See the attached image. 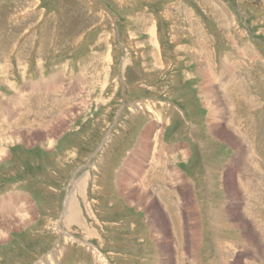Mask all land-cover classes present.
Instances as JSON below:
<instances>
[{
  "label": "rangeland",
  "instance_id": "1",
  "mask_svg": "<svg viewBox=\"0 0 264 264\" xmlns=\"http://www.w3.org/2000/svg\"><path fill=\"white\" fill-rule=\"evenodd\" d=\"M226 58L255 101L238 110L254 141L243 171L233 157L229 104L219 108L230 125L220 117L211 129L209 121L208 106H218L207 88L215 77L225 88L234 80ZM0 85V108L8 113L1 120L24 119L18 125L27 142L0 161V218L25 195L36 211L28 226L9 228L0 264H103L101 257L181 264L179 250L184 257L189 251L183 263L193 264L195 249L200 264H264V0H0ZM51 122L53 148L43 134ZM149 128L177 147L176 159L175 151L167 156L182 175L174 182L166 173V183L133 179L143 201L135 204L136 193L127 190L130 204L117 182L125 181L121 171L135 173L132 159ZM149 159L138 158V173L165 177V163ZM240 180L251 190H239ZM158 187L179 202L185 189L183 249ZM195 205L192 220L187 207ZM188 220L201 240L188 236Z\"/></svg>",
  "mask_w": 264,
  "mask_h": 264
},
{
  "label": "bare ground",
  "instance_id": "2",
  "mask_svg": "<svg viewBox=\"0 0 264 264\" xmlns=\"http://www.w3.org/2000/svg\"><path fill=\"white\" fill-rule=\"evenodd\" d=\"M247 46V45H246ZM244 48V47H243ZM206 58L207 59H209L210 58V55H206ZM106 68V67H105ZM216 69V68H215ZM227 70V69H226ZM234 67H233V70L231 69V70H229V71H232V73L234 72ZM228 74V75H231V78L232 77H234V79H235V75H234V73L233 74ZM227 75V76H228ZM106 76H107V74H106ZM236 78H237V76H236ZM63 80H65V78L63 79ZM69 80V79H68ZM216 80H218V78H214V80H213V83H214V87H208L207 88V91H206V96H212V97H215V99H216V103H217V106L218 107H214V108H212L211 107V105H209L208 107L210 108L209 110H210V114H209V121H210V123H211V129H216V127H218L219 126V121L220 120H223L224 119V121L228 124V125H230V122L232 123V121H233V125H232V127H233V131H235V133H236V138H235V141L233 140V143H234V146H235V154H234V158H237L238 159V162H237V165L239 166H241L242 167V171H243V166L244 165H246V164H249V161H251V160H249V151H251L252 150V147H253V145H254V141L252 140V138H251V135L249 134H245V131H246V128H245V124L243 125V120H242V118H244V120L247 118V116L246 115H240L239 116V114L241 113V111L239 112L238 110H240V109H242V111L243 112H245V105H246V103H248V102H251V103H254L255 101L250 97V92H245V90L244 89H242L241 87L243 86V82H241L240 80H239V86L237 85V83L235 82V81H233V80H230V81H232L230 84H229V88H225V86H226V82L227 81H221V80H219V84L217 83V81ZM229 81V80H228ZM64 82H66V81H64ZM70 82V81H69ZM10 83V82H9ZM13 84V83H12ZM64 84V83H63ZM68 84V83H67ZM228 84V83H227ZM222 85V86H221ZM1 86V85H0ZM220 86V87H219ZM16 88H18V87H16ZM219 88H220V92H222V97L220 96L219 97ZM222 88V89H221ZM15 89V88H14ZM213 90V93L211 92ZM216 92H218V94L216 93ZM230 92H231V94L232 95H230ZM17 94V93H16ZM221 94V93H220ZM10 95V94H9ZM35 95V94H34ZM233 96V97H232ZM3 97V96H2ZM78 97V96H77ZM85 97V96H84ZM4 99V98H3ZM6 99V98H5ZM15 101V103H17L18 104V97H16L15 99H14ZM82 100V99H81ZM211 100V99H210ZM6 101V100H5ZM85 101V100H84ZM83 101V102H84ZM221 101L224 103V105H226L227 106V104H229V106H230V110L232 111V118H234L232 121H230L229 119V121L230 122H227L226 120H225V117H223L224 116V111H223V109L222 108H219V106L221 105ZM1 103V102H0ZM6 103V102H5ZM211 104V103H210ZM21 105V104H20ZM216 105V104H215ZM214 105V106H215ZM84 106V105H83ZM89 106V105H88ZM1 107V106H0ZM5 107V106H4ZM143 107V106H142ZM86 108H87V106H86ZM13 109H15L14 107H13ZM85 109V108H84ZM12 110V109H11ZM57 110V109H56ZM83 110V109H82ZM8 111V110H7ZM80 111V110H79ZM15 112H16V110H15ZM14 111H13V113H15ZM81 112V111H80ZM11 113V112H10ZM17 113V112H16ZM6 114H8L7 112H5V111H2L1 110V108H0V161L1 160H3L4 158H6V157H8L9 155H10V148L13 146V145H15V144H18V143H20V142H24L25 140H24V138L25 137H23L24 136V132L23 131H21V129L20 128H22L20 125H18V119H16L15 118V122L13 121L12 123H7L5 120H1L2 119V117L4 116V115H6ZM79 114V113H78ZM23 115H27L26 113H25V110H24V114ZM22 114H21V116H23ZM58 115V114H57ZM73 115H74V113H73ZM222 115V116H221ZM229 115H231V114H229ZM236 115H238V116H236ZM17 116V115H16ZM15 116V117H16ZM28 116V115H27ZM56 116V115H55ZM55 116H53V117H55ZM242 116V117H241ZM52 117V116H51ZM50 117V118H51ZM221 117V118H220ZM228 117V116H227ZM10 118V117H9ZM23 118H25V117H23ZM50 118H49V120H50ZM220 118V120H218ZM10 119H12V118H10ZM27 119V118H26ZM25 119V120H26ZM227 119V118H226ZM20 121H23V120H21V119H19ZM53 120V119H52ZM56 120V119H55ZM3 121H5V124H3L4 122ZM27 121V120H26ZM25 121V122H26ZM54 121V120H53ZM58 122V121H57ZM157 122L160 124V126H161V129H162V131H163V129H164V127L161 125V123H162V121H161V119H160V116H158L157 117ZM52 123L53 122H51V124L49 125V126H47V127H45L46 129H45V131H44V139H46V141H47V144L49 145V147H51V148H53L55 145H56V143H58V139L56 140V138H58V136L56 137V136H54V134H55V132H56V128H57V126H53L52 125ZM56 123V122H55ZM222 124V123H221ZM7 126V128L6 129H3V126L4 127H6ZM23 125V124H22ZM48 125V124H47ZM60 125V124H59ZM165 125V124H164ZM19 126H20V128H19ZM221 126V125H220ZM222 126H223V124H222ZM224 126H226V125H224ZM154 129V128H153ZM153 129H151V128H149L148 130H146L145 131V133H143V135L141 136V139L139 140V144L137 145V149L141 152L140 153V156L139 157H137V158H135V159H132V165H135L134 167L136 168V170H135V173H133V175H130V173L128 174V173H126V172H128V169H127V171L125 172H123V171H121L120 172V175H122L123 174V178H124V182L122 181V184L125 186V187H127L126 188V192H127V190L128 191H133L134 193H136V195H137V198H138V200L140 199V200H142L143 199V196L141 197L139 194H141V195H143V193H142V191H140V190H138L137 188H134L135 186H133L132 184H134V182H132L133 181V179L135 180L136 178L135 177H137V174H138V171L139 170H141L142 168H141V166H142V162L140 161V160H138V158L139 159H141V156L142 155H144V157H146V156H148V154H149V150H153V151H156L158 148H159V146L161 145V144H163V142H162V137H161V134H162V131H158L157 129V131H156V133H153L152 132V130ZM218 129V128H217ZM28 130V129H27ZM243 130H245V131H243ZM29 132H30V130H29ZM229 132V131H228ZM29 135V134H28ZM234 135V134H233ZM30 138V137H29ZM34 138V137H33ZM152 138H154L153 140H152ZM227 138V137H226ZM26 142V141H25ZM27 143V142H26ZM30 143V142H29ZM45 147V146H44ZM183 151V154H184V156L186 157L188 154H186L187 153V149L185 150H182ZM245 151V152H244ZM133 153V152H132ZM137 154H138V152H137ZM132 156V155H131ZM135 157V156H134ZM175 159H176V157H175ZM144 160V159H143ZM140 162H141V164H140ZM130 164V165H131ZM149 164V163H148ZM170 164H172L171 163V161H170ZM250 165V164H249ZM177 167V166H176ZM246 168V167H245ZM126 169V168H125ZM171 169H172V171L174 172V174H173V179L176 181V180H178L179 178H178V176H180V175H182L181 173H180V171H179V169H177V168H172L171 167ZM238 170V169H237ZM246 170V169H245ZM240 174V173H239ZM184 176V175H183ZM240 176V175H239ZM246 180V179H245ZM174 181V182H175ZM82 183V182H81ZM156 184V183H155ZM165 184V183H164ZM239 184H240V187H239V190H244V192H246V191H250L251 190V187L250 188H248V190H247V187H246V185L248 186V184L249 183H247L246 184V182L245 181H242V180H240L239 181ZM253 185V189L255 190V182L254 183H252ZM114 185V184H113ZM132 185V186H131ZM135 185V184H134ZM236 185H237V183H236ZM85 186V185H84ZM83 186V187H84ZM129 186V187H128ZM155 186V185H154ZM184 186H187L186 185V183H184L183 185H182V187H184ZM258 186V185H257ZM188 187H190L189 185H188ZM237 187V186H236ZM81 188V187H80ZM119 188V187H118ZM185 189H186V187H184ZM81 189H83L84 190V188H81ZM123 189V188H122ZM185 189H182L181 190V192H179V193H182L181 195H180V202H179V200L178 199H174V198H172V196L170 197V195H169V192H165V193H163V190L162 189H160L159 187H158V192L157 193H159V194H161V196H162V198L164 199V205L166 206V208H167V210L168 211H170V213H171V215L169 214V218H170V220L173 222V228L175 227V231H176V233L178 234V232H179V234H181L183 231H182V228H184V229H186L185 227H184V225L182 224V217L181 216H183V214L181 213V210H180V207H183V201H185V195L183 194L184 192H185ZM121 190V189H120ZM180 190V189H179ZM235 190V189H234ZM238 190V191H239ZM123 191V190H122ZM237 191V189L235 190V194H236V192H238ZM234 192V191H233ZM240 192V191H239ZM252 192V191H251ZM254 192H256V191H254ZM163 193V194H162ZM249 193V192H248ZM238 194V193H237ZM251 194V193H250ZM178 195V194H177ZM182 195H184V196H182ZM245 195V194H244ZM74 196V195H73ZM87 197V196H86ZM235 197V196H234ZM249 197V196H248ZM154 198V197H153ZM160 199V198H159ZM242 199V198H241ZM251 199V198H250ZM75 200L76 199H74V197H72V198H70V200L68 201V206H70V209H72V204L75 202ZM154 200V199H153ZM162 200V199H161ZM243 200V199H242ZM143 201V200H142ZM237 201V200H236ZM250 201V200H249ZM129 202H130V204H133L132 203V199L129 197ZM139 201H135L134 200V203L136 204V203H138ZM229 202H231V201H229ZM241 203V202H240ZM242 203H244V202H242ZM246 203H247V201H246ZM251 203V202H250ZM147 204V203H146ZM154 204V203H153ZM259 204V203H258ZM152 205V204H151ZM230 205V204H229ZM186 207V206H185ZM233 207V206H232ZM243 207V206H242ZM225 208H226V206H225ZM228 208V207H227ZM247 208H249V207H247ZM246 209V208H245ZM79 210V209H78ZM80 210H81V208H80ZM79 210V211H80ZM187 212H189V213H187L188 215H190V216H188V217H190V219H192L193 220V218H194V216L195 215H193V218H192V211H194V210H197L198 211V205L196 206H188L187 207ZM227 210V209H226ZM236 210V209H235ZM238 210V209H237ZM246 210H248V209H246ZM14 211V213H11V214H8V219H5V215L4 216H1V218H0V242H5V241H7L8 239H9V237H10V234H11V232H13L12 231V229H10L9 230V228H15V227H26V226H28L29 224H30V222L32 221V217L34 216V213L36 212L35 211V208H34V205H33V203L29 200V199H27V195H25L24 196V199L22 200V201H20L19 203H18V206L16 207V209L15 210H13ZM71 211V210H70ZM79 211H77V212H75L76 214H75V216L73 217L72 216V213H71V216L74 218V219H76V218H79ZM160 211V210H159ZM241 211V210H240ZM245 211V210H244ZM161 213V212H160ZM226 213V212H225ZM229 213V212H228ZM228 213L226 214V215H228ZM151 214V213H150ZM197 214V213H196ZM237 214H238V212H237ZM239 214H241V213H239ZM243 214V213H242ZM241 214V215H242ZM253 214V213H252ZM36 215V214H35ZM69 215V214H68ZM231 215V214H230ZM148 216V215H147ZM236 216V215H235ZM234 216V217H235ZM18 217H19V219H18ZM35 217V216H34ZM33 217V218H34ZM196 217V216H195ZM228 218H229V216H227ZM232 217V216H231ZM238 217V216H237ZM259 217V216H258ZM260 218V217H259ZM68 219H70V218H67L66 220H68ZM197 219H198V217H197ZM218 219V218H217ZM238 219V218H237ZM65 220V221H66ZM195 220H196V218H195ZM199 220V219H198ZM226 220H227V218H226ZM226 220H224V221H226ZM229 220V219H228ZM227 220V221H228ZM230 220H231V218H230ZM229 220V221H230ZM234 220V219H233ZM245 220V219H244ZM243 220V221H244ZM98 221V220H97ZM151 221H153V220H151ZM188 221H191V220H188ZM197 221V220H196ZM221 221V220H220ZM236 222V224H237V221H235ZM98 223V222H97ZM190 225H188V230L187 231H191V234H188V236H190V238L192 239H194V237H196V238H199V236H198V232H200V231H196V229H194V227H196L195 226V224H194V221L192 222H188ZM240 224V223H239ZM147 226V225H146ZM238 227H240V225L238 226ZM198 228V227H197ZM200 229V228H199ZM179 230V231H178ZM198 230V229H197ZM186 230H185V232H187ZM257 232V231H256ZM189 233V232H188ZM176 234V235H177ZM178 234V235H179ZM185 234V233H184ZM258 234V233H257ZM201 235V234H200ZM128 236H130V235H128ZM157 236V235H156ZM260 236V235H259ZM177 237V236H176ZM180 237H181V239H180ZM180 237H179V239L181 240V247H182V249H183V245H186V241L185 240H183V238L185 237H187L186 235H180ZM262 237V236H261ZM189 238V237H188ZM158 239V238H157ZM191 239H189L190 241H191ZM192 239V240H193ZM200 239V238H199ZM156 240V239H155ZM201 240V239H200ZM199 240H197V242H198ZM254 241V240H253ZM261 241V240H260ZM264 242V241H263ZM165 243V242H164ZM196 243V242H195ZM250 243H252V240H251V242ZM254 243V242H253ZM261 243V242H260ZM260 243H259V245H260ZM190 244H192L191 242H190ZM197 244V243H196ZM234 244V243H233ZM232 244V245H233ZM192 245H194V244H192ZM231 245V244H230ZM231 245V246H232ZM252 245H254V244H252ZM165 246V245H164ZM195 246V245H194ZM221 246V245H220ZM262 246V245H261ZM181 247H179V248H181ZM257 247H258V243H257ZM264 247V246H263ZM193 248V247H192ZM259 248H260V246H259ZM220 249H221V247H220ZM190 250V249H189ZM231 250V249H230ZM233 250V249H232ZM182 251V250H181ZM181 251L179 250L178 252V254H179V257L177 258V260H179L180 259V262H181V264H185V263H183V260H184V258L186 257V256H189L188 254H189V251H188V254L184 257V255H185V253H181ZM183 251H185V250H183ZM192 251H194V250H192ZM225 251V250H224ZM264 251V250H263ZM199 252V251H198ZM198 252L196 251V249H195V251H194V253L192 254V252H191V260H192V262H194L193 264H200V259H199V254H198ZM88 254V253H87ZM165 256V255H164ZM165 258H168V257H166L165 256ZM186 259V258H185ZM187 259H189V258H187ZM52 260V259H51ZM171 260V259H170ZM99 261H102V263L103 264H109V262H107V260L105 259V258H100L99 259ZM168 261V260H167ZM225 261V260H224ZM176 262V261H175ZM52 263V262H51ZM54 263V262H53ZM163 262H161V264H162ZM168 263V262H167ZM178 263V262H177ZM190 263H191V261H190Z\"/></svg>",
  "mask_w": 264,
  "mask_h": 264
},
{
  "label": "flooded vegetation",
  "instance_id": "3",
  "mask_svg": "<svg viewBox=\"0 0 264 264\" xmlns=\"http://www.w3.org/2000/svg\"><path fill=\"white\" fill-rule=\"evenodd\" d=\"M248 55V54H247ZM249 56H250V54H249ZM253 57V56H252ZM227 59V61H225L226 63H225V66L226 67H228V68H230V66H231V68H233L234 66H232L231 65V59H229V58H226ZM254 60H252V62H253ZM231 62V63H230ZM226 67H224V70L225 69H227ZM234 71L235 72H233L234 73V75H235V79L233 80V81H235L236 83H237V85L239 86V80L236 78V76H238V68H236V67H234ZM224 70H222V72L224 71ZM231 70V69H230ZM221 72V71H220ZM222 72H221V74H222ZM229 77H231V75H228ZM159 128H161V127H159ZM169 147H171V148H169ZM177 148V147H176ZM176 148L174 147V146H167V145H165L164 143L163 144H161L160 146H159V148L156 150V151H153V150H149V155H150V159H149V161H150V164L152 165V164H154V165H156V163L157 162H160V159L163 161V163H165V164H163V167H164V169H165V173H164V176L165 177H162V178H156V177H153L152 178V174L150 173L149 174V177H148V179H147V177H146V174L144 175V174H141V173H138L137 174V176H139V177H137L136 179L138 180V181H140V182H142V181H144V182H159L160 181V179H163L162 180V182H167V176L166 175H168V177L170 178V179H172L173 181H174V179H173V174H174V172L172 171V169H171V164H170V159H169V154L171 153V152H173V151H175L176 150ZM168 155V156H167ZM176 151H175V155H173V157L175 158L176 157ZM158 157V158H157ZM156 158L157 159H159V160H157L156 161ZM157 165H160V164H158L157 163ZM156 165V166H157ZM167 166H169L168 168H167ZM142 170V169H141ZM167 173V174H166ZM140 174V175H139ZM166 174V175H165ZM173 181H171L170 180V182H173ZM161 182V181H160ZM164 184V183H163ZM166 191L165 190H163V193H165ZM162 193V194H163ZM247 264H250V263H247ZM251 264H257L256 262H254V261H252L251 262Z\"/></svg>",
  "mask_w": 264,
  "mask_h": 264
},
{
  "label": "crops",
  "instance_id": "4",
  "mask_svg": "<svg viewBox=\"0 0 264 264\" xmlns=\"http://www.w3.org/2000/svg\"><path fill=\"white\" fill-rule=\"evenodd\" d=\"M114 182H110V189H112L113 187H112V185L111 184H113ZM161 183V182H160ZM103 184V183H102ZM156 184H158L159 185V183H156ZM104 186H105V184H104ZM119 187V188H118ZM114 188H115V184H114ZM123 188V189H122ZM126 188L127 187H125L123 184H122V182H119V184H118V182H117V190H120L121 191V194L124 196L125 194H123V193H125V190H126ZM123 190V191H122ZM129 196H133L132 195V193H130V194H128ZM124 198H125V201H129V197H127V196H124ZM137 199V201H139V202H141L140 201V199L138 200V198H136ZM122 204V203H121ZM121 207H122V205H121ZM121 207H118V209L121 211V213L123 214L124 213V215H127V212H128V210H126V211H123V209L121 208ZM124 209H126V207H124ZM123 211V212H122ZM122 218H123V216H122Z\"/></svg>",
  "mask_w": 264,
  "mask_h": 264
}]
</instances>
